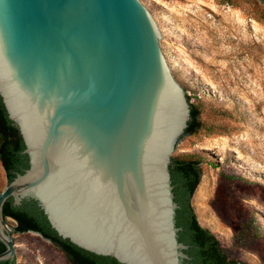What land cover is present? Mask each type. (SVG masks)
Listing matches in <instances>:
<instances>
[{
	"label": "water",
	"instance_id": "obj_1",
	"mask_svg": "<svg viewBox=\"0 0 264 264\" xmlns=\"http://www.w3.org/2000/svg\"><path fill=\"white\" fill-rule=\"evenodd\" d=\"M171 41L203 48L157 0H0V97L29 158L0 194V261L26 255L4 216L12 198L37 201L59 236L97 255L193 264L170 172L190 94L246 127L261 118L244 95L200 84Z\"/></svg>",
	"mask_w": 264,
	"mask_h": 264
},
{
	"label": "rangeland",
	"instance_id": "obj_2",
	"mask_svg": "<svg viewBox=\"0 0 264 264\" xmlns=\"http://www.w3.org/2000/svg\"><path fill=\"white\" fill-rule=\"evenodd\" d=\"M172 9L182 32L203 48L195 55L171 41L200 84L244 95L261 118L246 127L226 105L190 94L198 124L176 157L200 161L201 181L191 203L198 222L218 239L229 260L264 264V0H157ZM9 183L0 158V194ZM26 255L15 264H72L66 253L34 231L20 232Z\"/></svg>",
	"mask_w": 264,
	"mask_h": 264
},
{
	"label": "trees",
	"instance_id": "obj_3",
	"mask_svg": "<svg viewBox=\"0 0 264 264\" xmlns=\"http://www.w3.org/2000/svg\"><path fill=\"white\" fill-rule=\"evenodd\" d=\"M190 115L184 134L194 132L197 127L199 113L194 105H190ZM24 149L19 128L9 118L0 97V158L9 182L29 168V158L23 153ZM199 163L198 159L172 157L170 164L175 201L179 205L176 217L177 226L181 227L179 240L189 246L188 252L195 256L196 264H237L227 258L215 235L198 222L191 200L201 181ZM4 216L17 222L18 231L38 232L52 241L66 253L72 264H122L113 257L97 255L78 247L69 239H63L33 199H24L20 205H14L13 199H9L4 205ZM5 249L6 246L0 241V253ZM0 264L13 263L0 261Z\"/></svg>",
	"mask_w": 264,
	"mask_h": 264
},
{
	"label": "flooded vegetation",
	"instance_id": "obj_4",
	"mask_svg": "<svg viewBox=\"0 0 264 264\" xmlns=\"http://www.w3.org/2000/svg\"><path fill=\"white\" fill-rule=\"evenodd\" d=\"M188 249H189V248H188ZM188 249L185 250V252H186V253L188 254V256H189L188 261L191 262V263H193V264H196V262L194 261L195 256H193L191 253H189V252H188ZM9 263H10V262H9Z\"/></svg>",
	"mask_w": 264,
	"mask_h": 264
}]
</instances>
